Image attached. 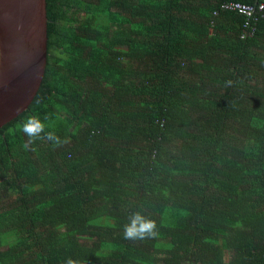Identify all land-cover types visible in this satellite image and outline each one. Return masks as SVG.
Wrapping results in <instances>:
<instances>
[{
    "label": "trees",
    "instance_id": "trees-1",
    "mask_svg": "<svg viewBox=\"0 0 264 264\" xmlns=\"http://www.w3.org/2000/svg\"><path fill=\"white\" fill-rule=\"evenodd\" d=\"M47 0L48 58L0 128V264H264V14ZM37 117L34 144L21 126ZM140 212L156 235L126 239Z\"/></svg>",
    "mask_w": 264,
    "mask_h": 264
},
{
    "label": "water",
    "instance_id": "water-1",
    "mask_svg": "<svg viewBox=\"0 0 264 264\" xmlns=\"http://www.w3.org/2000/svg\"><path fill=\"white\" fill-rule=\"evenodd\" d=\"M47 58V0H0V128L28 109Z\"/></svg>",
    "mask_w": 264,
    "mask_h": 264
},
{
    "label": "clouds",
    "instance_id": "clouds-1",
    "mask_svg": "<svg viewBox=\"0 0 264 264\" xmlns=\"http://www.w3.org/2000/svg\"><path fill=\"white\" fill-rule=\"evenodd\" d=\"M22 133L28 138L25 147L34 144L36 139L43 133L49 141H55L59 144V137L54 132L45 133V126L37 117H29L21 126ZM156 224L154 221L147 219L140 212H135L129 217V223L124 226L126 239H144L156 235ZM65 264H80L77 259L68 257Z\"/></svg>",
    "mask_w": 264,
    "mask_h": 264
},
{
    "label": "built area",
    "instance_id": "built-area-1",
    "mask_svg": "<svg viewBox=\"0 0 264 264\" xmlns=\"http://www.w3.org/2000/svg\"><path fill=\"white\" fill-rule=\"evenodd\" d=\"M223 7L226 10L237 11L245 16L246 24L244 25L245 31L243 35H253L259 22V17H262L260 13L264 11V0H260L258 8L241 3H225Z\"/></svg>",
    "mask_w": 264,
    "mask_h": 264
},
{
    "label": "bare ground",
    "instance_id": "bare-ground-1",
    "mask_svg": "<svg viewBox=\"0 0 264 264\" xmlns=\"http://www.w3.org/2000/svg\"><path fill=\"white\" fill-rule=\"evenodd\" d=\"M233 3H241V2H233ZM259 3H260V0H257L256 3H255L254 5L245 4V3H241V4L249 5V6H253V7H255V8H258ZM225 11H229V10H226V9H225ZM232 12L237 13L238 15L244 17V19L246 20L245 16H243V15L240 14L239 12H237V11H232ZM260 14L263 15V14H264V11H262ZM251 36H252V35H251Z\"/></svg>",
    "mask_w": 264,
    "mask_h": 264
}]
</instances>
